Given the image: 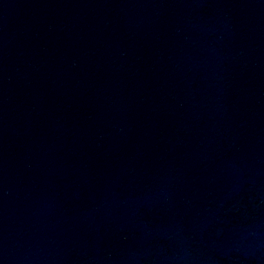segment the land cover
<instances>
[{"label":"water","instance_id":"95a60500","mask_svg":"<svg viewBox=\"0 0 264 264\" xmlns=\"http://www.w3.org/2000/svg\"><path fill=\"white\" fill-rule=\"evenodd\" d=\"M0 264H264V0H0Z\"/></svg>","mask_w":264,"mask_h":264}]
</instances>
